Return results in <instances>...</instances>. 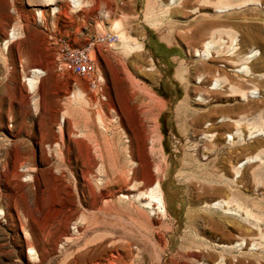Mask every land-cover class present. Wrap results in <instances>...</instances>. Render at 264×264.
<instances>
[{
    "label": "rangeland",
    "instance_id": "obj_1",
    "mask_svg": "<svg viewBox=\"0 0 264 264\" xmlns=\"http://www.w3.org/2000/svg\"><path fill=\"white\" fill-rule=\"evenodd\" d=\"M52 3L59 15L43 0H0V264H264V0H81L73 12L68 0ZM221 5L231 9L216 13ZM119 31L142 49H119ZM107 33L116 40L94 47L103 82L92 90L54 41ZM209 40L219 41L213 57L195 56ZM252 51L256 77L237 75ZM254 88L262 95L240 99ZM77 89L88 106L71 102ZM237 130L242 139L227 144ZM157 166L164 218L125 192L152 185ZM220 199L252 212L251 223L199 210ZM207 212L222 217L224 234L209 232ZM254 219L250 234L238 229Z\"/></svg>",
    "mask_w": 264,
    "mask_h": 264
},
{
    "label": "bare ground",
    "instance_id": "obj_2",
    "mask_svg": "<svg viewBox=\"0 0 264 264\" xmlns=\"http://www.w3.org/2000/svg\"><path fill=\"white\" fill-rule=\"evenodd\" d=\"M43 1H45L46 3H47V5H49V6H52L51 7V9H50V14L51 15H53V16H55V15H59L60 14V11H59V9L56 7V6H54V4L52 3V1L53 0H43ZM69 1V3L71 4V6H70V8H71V11L73 12V11H76V10H78L79 9V6L81 5L80 3H81V0H68ZM173 2V0H170V3H172ZM175 2V1H174ZM85 5V4H84ZM150 5V4H149ZM231 8L230 7H228V6H215L214 7V11L216 12V13H223V12H227V11H229ZM150 10V9H149ZM66 11V10H65ZM148 12V11H147ZM43 11H41V12H38V14H37V16H38V20H41L42 19V17H43ZM65 13V12H64ZM149 14H150V12H149ZM67 15V14H66ZM148 15V14H147ZM65 16V15H64ZM215 23V22H214ZM214 23H211V22H208L206 25L208 26H211V25H216V24H214ZM205 24H201V26H206ZM120 26V23L119 22H115L114 23V25H113V29H119L118 27ZM200 26V27H201ZM199 27V28H200ZM199 28H196V31L197 30H199ZM119 32H121V31H119ZM15 38H17V34L14 32V31H12L11 32V34H10V37H9V39L8 40H6L5 42H4V48H5V46L8 44V42H10V41H12V40H14ZM119 39H120V41H119V45H117V47L119 48V49H121L122 51H124V52H130V51H132V50H138V51H140L141 49H142V45H141V43H139V44H136V45H132V44H130V41H128V39L125 37V35H124V33L123 32H121L120 34H119ZM115 41V40H114ZM219 41L222 43V44H224V41L223 40H221V39H219ZM219 41H217V42H219ZM217 42H214L213 40L211 41V40H209V41H207V42H205V43H203V45H202V47L199 49V50H196L195 51V56H198L199 58H201V59H203V60H205V59H209V58H212L213 56H212V53L214 52V49H216L215 47V45L217 44ZM112 43V42H111ZM135 44V43H134ZM115 45V44H114ZM217 46H218V44H217ZM233 48L231 49V54H232V52H233ZM229 52V53H230ZM214 54H215V52H214ZM257 51H252L246 58H245V61H244V63H242L241 64V66H240V68L238 69V71L236 72L237 73V75H238V73L239 74H243L244 76H250V77H252V76H255V74L254 73H251V71H250V68L247 66V64H246V62L248 61V60H250L251 58H253V57H255V56H257ZM127 55V54H126ZM219 55V54H218ZM217 55V56H218ZM216 56V57H217ZM206 67V66H205ZM96 68H97V66H96ZM98 69V68H97ZM209 70V72H211L212 71V69L210 70V69H208ZM236 71V70H235ZM182 73H183V71L182 70H177V72L175 73V75H177V76H179V77H181V75H182ZM42 75V71H40L39 69H34V70H32L31 71V78H29L28 80H27V82H28V86H29V88H30V91H33L34 89H36L35 87H36V83H37V80L39 79V77ZM100 75V74H99ZM176 77V76H175ZM256 77V76H255ZM254 78V77H253ZM103 79H102V77L101 76H99V78H98V82H100V84H101V82H103L102 81ZM206 81V80H205ZM205 81L202 79V77H200V78H198L197 79V82L198 83H205ZM226 81H227V79H226ZM225 81V83H228V82H230V81H228V82H226ZM219 82H220V80L219 79H215L214 81H213V85H212V87H211V85H210V89H214V88H216V87H219ZM232 83H234V82H232ZM136 86V85H135ZM228 87H229V89L230 90H234V85H232V84H230V83H228ZM94 88H96V87H94ZM209 88V87H208ZM228 89V90H229ZM35 91V90H34ZM33 91V92H34ZM240 91V90H239ZM260 95H262V93H260L257 89H252L251 91H247V92H243V91H240V99H243V100H245L246 98L245 97H251L252 99L253 98H256V97H259ZM245 98V99H244ZM261 98V97H260ZM81 100L82 99V101L84 100V98H83V93H82V91L80 90V89H77L75 92H74V95L72 96V98H71V102H78L77 100ZM79 100V101H80ZM86 100L87 99H85L84 100V104H86L87 105V102H86ZM69 102H70V100H69ZM81 102V101H80ZM81 103H83V102H81ZM34 104H35V102H34ZM69 106V105H68ZM88 106V105H87ZM36 110V108H35V105H34V111ZM99 112H100V110H98ZM99 112H98V114H99ZM64 114H65V112L64 113H62L61 114V116H60V122H62V120H63V118H64ZM97 114V115H98ZM208 117L210 118V115H208ZM198 119H200V118H198ZM225 121H227L226 120V118H224V117H222V118H220V119H218V122H224L225 123ZM98 123L100 124V126H102V119H101V116L99 117L98 116ZM236 123H238V121L236 122ZM237 125V124H236ZM206 126L207 127H210L211 126V123H209V122H206ZM143 128V127H142ZM104 129V128H103ZM153 132V131H152ZM158 133V132H157ZM263 132L262 131H256V132H253V133H250L248 136H247V139H249V138H251V137H254L255 135H257V134H262ZM158 135V134H157ZM213 135L214 134H211V135H204V137H208V139L210 138H212L213 137ZM153 136H154V134H153ZM234 137H237V138H241L242 139V137H241V132L239 131V130H237L234 134H232V135H228V137L226 138V141H227V144H231V143H233V142H235L234 141ZM156 138V137H155ZM153 140V139H152ZM158 140H159V138H158ZM152 144H153V142H152ZM151 144V145H152ZM233 145H235L234 143H233ZM232 146V145H231ZM239 146V145H238ZM161 148V147H160ZM151 151V150H150ZM97 154V153H96ZM260 157L258 156V154L257 155H255V156H252V157H250V158H245L244 160H242L241 162H239L237 165H236V169H235V173H234V177H238L239 175H240V168L245 164V163H249L250 161H255V160H258V161H260ZM89 161V160H88ZM130 162V161H129ZM89 164V163H88ZM132 165V164H131ZM245 166V165H244ZM88 170V169H87ZM256 170H257V168H256ZM131 172V171H130ZM133 172V171H132ZM154 175H157V178L154 180V182L152 183V185L150 184V185H148V186H145L141 191L140 190H136V187H135V185H134V183L132 184V185H129L128 187L126 186V188H125V192H126V194H128V195H131V197L135 200V201H137L139 204H142V206L143 207H146V208H148V209H153L154 211H156L160 216H161V218H164L165 217V215H166V209H165V207H166V200H165V196H164V192H163V189H162V187H161V183H160V179L158 178V175L160 174V168L157 166L155 169H154ZM134 175V174H133ZM260 175H261V172L260 171H256V172H254V176H255V179L254 180H256L257 182L256 183H259L260 182V180H259V177H260ZM128 176H129V174H128ZM219 176V175H218ZM135 177V176H134ZM220 177H221V175H220ZM130 178V177H129ZM154 178V177H153ZM152 179V178H151ZM133 180V179H132ZM128 181V180H127ZM149 181V180H148ZM136 182V181H135ZM125 184H127V183H125ZM260 184V183H259ZM145 185V184H144ZM218 185V184H217ZM121 188V187H120ZM124 188V187H123ZM142 188V187H141ZM213 192L214 193H221V192H223V189H222V187H214L213 188ZM231 193V192H230ZM229 193V194H230ZM235 195V194H234ZM121 196H123V194L121 195ZM236 198V197H235ZM237 198H238V195H237ZM236 198V199H237ZM246 199V198H245ZM112 203V202H111ZM233 203V205H234V203H235V206H233V208H230V207H232L231 206V204ZM247 204V203H246ZM254 207V206H253ZM141 208V207H140ZM245 208V207H244ZM242 208V206H241V204L239 205L238 203H237V201H231V200H217V201H214V202H212V203H206V202H204L203 203V205H202V207L199 209L200 211L202 210V212L203 211H219V212H221V215L222 214H226V216L228 215L229 216V218L231 217V215H233V216H235V217H238L243 223H245V224H247V225H249L251 222V219H252V216L254 215L252 212H251V214H250V212L245 208ZM205 213V212H204ZM216 213V212H215ZM207 214H208V212H207ZM210 214V213H209ZM209 214H208V217L207 216H200V217H202L203 218V220H204V222H206L207 224H209V232L210 233H212V234H215V233H218V232H221V233H225V230H224V227L225 228H228V226H225V225H223L224 223H222L223 222V220H220V219H222V217H221V215L219 216V217H221L219 220H217V219H215V218H213V216L211 215V216H209ZM204 215V214H203ZM228 216H227V218H228ZM218 217V218H219ZM223 217H224V215H223ZM254 218H257V217H254ZM222 221V222H221ZM253 222H254V224H252V225H254V226H251L250 225V227L248 228V226L246 227V226H243V225H238V229H240V230H242V231H244L246 234H250L251 232H252V228H256L257 227V223H258V220L257 219H254L253 220ZM194 229V228H193ZM211 234V235H212ZM244 235V234H243ZM226 236V235H225ZM255 243V242H254ZM252 244L251 245V248H250V250H254L256 247H255V244ZM246 245V242H245V238L243 237V239L241 240V243H239V244H236V247L237 248H239V249H241V248H243V246H245ZM81 250V249H80ZM190 254L192 255V257H195L196 258V254H192L191 252H190ZM190 254H189V256H190ZM35 257V256H34ZM114 258V257H113ZM259 258V257H258ZM118 259V258H117ZM118 260H120V259H118ZM64 261V260H63ZM62 261V262H63ZM121 261H122V259H121ZM259 262V261H258ZM100 263V262H99ZM85 264V263H84ZM220 264V263H219Z\"/></svg>",
    "mask_w": 264,
    "mask_h": 264
},
{
    "label": "built area",
    "instance_id": "obj_3",
    "mask_svg": "<svg viewBox=\"0 0 264 264\" xmlns=\"http://www.w3.org/2000/svg\"><path fill=\"white\" fill-rule=\"evenodd\" d=\"M116 40L114 33L99 35L81 45L72 46L64 37L54 41L58 60L74 75L84 78L93 90L97 87L99 72L92 58L94 47L99 43H111ZM58 68V67H57Z\"/></svg>",
    "mask_w": 264,
    "mask_h": 264
}]
</instances>
